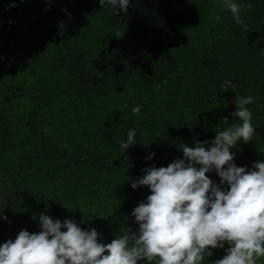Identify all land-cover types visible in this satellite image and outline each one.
I'll list each match as a JSON object with an SVG mask.
<instances>
[{
    "label": "trees",
    "instance_id": "16d2710c",
    "mask_svg": "<svg viewBox=\"0 0 264 264\" xmlns=\"http://www.w3.org/2000/svg\"><path fill=\"white\" fill-rule=\"evenodd\" d=\"M189 2L198 21L181 28V42L135 68H103L93 39L51 46L26 72L0 76V243L38 232L41 213L94 227L102 243L137 231L130 214L150 190L131 183L146 167L183 158L181 143H210L237 119V95L254 98L247 107L255 132L233 147L234 161L249 169L264 161V0H236L243 25L217 0ZM225 78L233 89L219 87ZM130 128L137 143L120 154ZM224 255L214 249L202 264Z\"/></svg>",
    "mask_w": 264,
    "mask_h": 264
},
{
    "label": "clouds",
    "instance_id": "9594fccd",
    "mask_svg": "<svg viewBox=\"0 0 264 264\" xmlns=\"http://www.w3.org/2000/svg\"><path fill=\"white\" fill-rule=\"evenodd\" d=\"M99 3L126 13L130 0ZM217 3L230 10L236 24L243 25L236 0ZM215 19L222 17L216 15ZM219 87L227 91L235 84L225 78ZM253 101L250 95H237L232 116L239 123L233 121L216 130L210 143H181L183 158L166 167L142 170L144 175L131 187L147 186L150 195L130 214L138 224L137 231L128 227L110 243H102L94 227L82 229L74 219L61 221L41 213L38 232L24 229L14 239L0 243V264H202L217 248L225 249V255L212 264H257L264 257V161L254 162L250 169L237 166L232 151L240 141L252 140L255 128L247 105ZM141 107L134 105L132 114H139ZM137 133L135 128L127 131L120 154L137 143ZM210 172L218 175L219 184L207 175ZM0 219H7L3 211Z\"/></svg>",
    "mask_w": 264,
    "mask_h": 264
},
{
    "label": "flooded vegetation",
    "instance_id": "af4514ba",
    "mask_svg": "<svg viewBox=\"0 0 264 264\" xmlns=\"http://www.w3.org/2000/svg\"><path fill=\"white\" fill-rule=\"evenodd\" d=\"M189 0H130L127 12L99 0H0L4 12L0 15V76L28 70L33 61L43 57L51 46L75 48L95 39L97 59L105 67L124 70L136 67L146 57L147 50L138 46V31L142 27L157 28L167 33L172 27V13L183 9ZM182 28V27H181ZM6 31L9 42L2 32ZM17 38V39H16ZM21 38L24 49L13 43ZM41 43L38 51L35 49ZM173 44H166L164 52ZM146 62V61H145ZM146 68V63L142 65Z\"/></svg>",
    "mask_w": 264,
    "mask_h": 264
},
{
    "label": "water",
    "instance_id": "95a60500",
    "mask_svg": "<svg viewBox=\"0 0 264 264\" xmlns=\"http://www.w3.org/2000/svg\"><path fill=\"white\" fill-rule=\"evenodd\" d=\"M180 1L184 2V0H180ZM3 12H4V4L3 5L0 4V15ZM171 16L173 19V24L172 27H170L169 29H173L176 26H182V27L190 26L198 21V14L195 6L192 5L191 3H188L187 1L184 3L183 9L179 11H174ZM2 30H3L2 37L6 42L4 45V49H7L9 42L6 39V31L4 29ZM138 35L140 38L138 41V46L147 50L148 53L153 55L155 58L164 51V49L166 48V44L169 43L167 42L166 37H164L163 32L157 28L142 27L138 31ZM13 43H15L14 45L16 47L21 49H24V47L26 46L25 41L21 38H18V40H15ZM41 47L42 45L40 43L35 50L38 51L39 48ZM8 53L9 51H5V52L0 51V54L2 55H6ZM143 68L145 67L143 66Z\"/></svg>",
    "mask_w": 264,
    "mask_h": 264
},
{
    "label": "rangeland",
    "instance_id": "374dc122",
    "mask_svg": "<svg viewBox=\"0 0 264 264\" xmlns=\"http://www.w3.org/2000/svg\"><path fill=\"white\" fill-rule=\"evenodd\" d=\"M182 26H176L173 29H169L167 33L164 32V37H166L167 42H169V45H177L178 42H181L183 38V34L181 32Z\"/></svg>",
    "mask_w": 264,
    "mask_h": 264
}]
</instances>
